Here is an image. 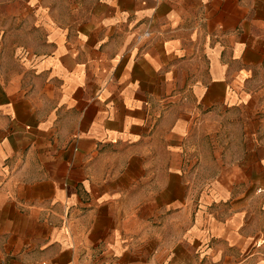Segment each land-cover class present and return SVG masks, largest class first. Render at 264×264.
Listing matches in <instances>:
<instances>
[{
    "label": "crops",
    "instance_id": "1",
    "mask_svg": "<svg viewBox=\"0 0 264 264\" xmlns=\"http://www.w3.org/2000/svg\"><path fill=\"white\" fill-rule=\"evenodd\" d=\"M51 2L0 0V264H264V0Z\"/></svg>",
    "mask_w": 264,
    "mask_h": 264
},
{
    "label": "rangeland",
    "instance_id": "2",
    "mask_svg": "<svg viewBox=\"0 0 264 264\" xmlns=\"http://www.w3.org/2000/svg\"><path fill=\"white\" fill-rule=\"evenodd\" d=\"M13 0H11L12 2ZM23 4L27 2V0H20ZM45 0H42V2ZM50 4H52L55 8H59V12L61 7H65L67 4L70 6V20L71 21H87L90 19L92 10L95 6V0H51ZM8 4V3H7ZM21 4V3H20ZM13 5V3H11Z\"/></svg>",
    "mask_w": 264,
    "mask_h": 264
}]
</instances>
